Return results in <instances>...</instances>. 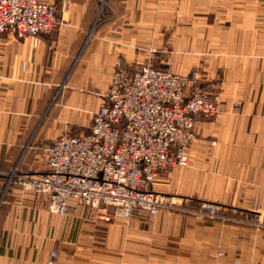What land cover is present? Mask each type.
I'll use <instances>...</instances> for the list:
<instances>
[{"label": "crops", "instance_id": "0c3cea01", "mask_svg": "<svg viewBox=\"0 0 264 264\" xmlns=\"http://www.w3.org/2000/svg\"><path fill=\"white\" fill-rule=\"evenodd\" d=\"M43 1L56 5L52 34L0 37V169L43 170V144L88 131L115 64L136 71L148 41L161 49L171 31L173 71H198V88L218 96L222 113L196 121L188 164L163 169L152 188L228 219L59 217L47 196L12 186L0 193V264H46L52 250L55 264H264V226L241 221L264 219V0Z\"/></svg>", "mask_w": 264, "mask_h": 264}, {"label": "built area", "instance_id": "2783aa9c", "mask_svg": "<svg viewBox=\"0 0 264 264\" xmlns=\"http://www.w3.org/2000/svg\"><path fill=\"white\" fill-rule=\"evenodd\" d=\"M68 5L69 0L61 1L62 8ZM58 25L54 3L0 0V37L50 35ZM199 81L197 71L179 75L170 60L157 65L150 53L133 72L119 60L88 131L63 132L43 144L41 171L0 169L3 191L16 186L43 194L48 197V211L59 217L77 215L80 209L97 211L105 224L130 223L138 213L153 218L160 210L227 220L217 206L198 202L193 208L184 207L152 188L163 169L188 164L196 121L216 119L222 113L218 97L199 89ZM241 221L264 226V219L252 214ZM56 258L52 250L46 264H55Z\"/></svg>", "mask_w": 264, "mask_h": 264}, {"label": "rangeland", "instance_id": "374dc122", "mask_svg": "<svg viewBox=\"0 0 264 264\" xmlns=\"http://www.w3.org/2000/svg\"><path fill=\"white\" fill-rule=\"evenodd\" d=\"M106 5H107V0H102L101 8L103 9ZM99 13L102 15V12H99ZM98 19H100V18H98ZM167 36L169 38V39L166 40L167 44L165 46H163L161 49H158L157 47H155L154 44L151 41H148L149 45L146 47V49H144V51H145V56L146 57H147V54H149V53H150L151 56H153V59L156 61L157 65L160 62H163L165 60L166 61L170 60L171 63H172V68H173V65H175V59H176V55H177V50L174 49L173 44L171 45V40H172L171 31H168V35ZM146 44H147V42H146ZM184 207H188V206H184ZM179 213H181V212H179ZM197 217H202V216H197ZM204 218L207 219V217H204Z\"/></svg>", "mask_w": 264, "mask_h": 264}, {"label": "trees", "instance_id": "16d2710c", "mask_svg": "<svg viewBox=\"0 0 264 264\" xmlns=\"http://www.w3.org/2000/svg\"><path fill=\"white\" fill-rule=\"evenodd\" d=\"M104 25H106L107 23H103ZM4 184H5V179L3 177H0V193L3 191L4 189ZM9 190V189H8ZM7 190V191H8Z\"/></svg>", "mask_w": 264, "mask_h": 264}]
</instances>
